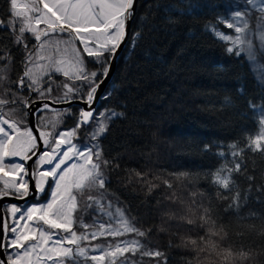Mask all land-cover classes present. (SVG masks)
Returning a JSON list of instances; mask_svg holds the SVG:
<instances>
[{"label":"snow or ice","instance_id":"1","mask_svg":"<svg viewBox=\"0 0 264 264\" xmlns=\"http://www.w3.org/2000/svg\"><path fill=\"white\" fill-rule=\"evenodd\" d=\"M133 4L134 0H28L24 4H18V0H9V19L6 23L0 20V28H6L12 34L13 44L24 48L25 57L22 61V73L17 80L12 81L9 76L12 57L8 51L0 54V62H4L0 64V88H3L5 96L11 93L10 99L0 97V200L8 197L25 199L30 195L39 197L45 193L46 186L50 199L26 210L18 205L10 206L12 223L9 225L4 220L0 227L5 233L11 232L12 237H5L8 242H0V247L15 248L17 251L15 256L0 259V264H48L49 261L51 264H66L68 260L72 264H81V260L89 259L94 264H104L106 258L107 264H117L120 257L124 259L119 260V264H137L125 256L128 252L133 255L140 252L142 257H161L163 264H167L163 252L150 250L136 239L122 240L107 247L96 245L91 249L80 244L89 238L111 236L115 239L131 233L146 237L151 231L137 228L133 220L125 215L124 209H113L111 201L105 203L107 181L104 169L110 161L104 158L99 140L107 132L112 119L123 113L105 109L97 114L92 107L100 85L108 78L111 59L128 35L127 21L132 17ZM244 8V11H236L231 22L227 23V27L234 30V36L218 31L215 35L232 45L226 48L228 53L240 56L247 51L249 57L254 58L253 44L248 38L247 16L256 11L261 14L260 19L264 20V0H245ZM41 25L44 27H40ZM25 33L30 34L37 42L31 49L28 48ZM138 38L139 33L133 35V44ZM260 40L264 41V31L260 34ZM77 42L82 47H78ZM86 57H91L98 67L88 70ZM55 75H63L66 80L62 84H56L57 90L63 91L53 97ZM77 81L80 83L77 84ZM45 83L48 84L46 88L43 87ZM5 84H15L20 91L4 87ZM24 89L29 94L35 92L36 99L24 96ZM109 96L110 93L101 98L107 99ZM45 101H51V104L79 101L87 107L78 110L75 117L77 123L72 129L57 132L63 117L73 113L70 108L53 109ZM225 102L230 104L232 100L226 98ZM9 104L16 107L5 111ZM24 109L30 110L31 115L36 116L39 121V141H42L45 149L42 152H38V138L26 123L29 111ZM49 111L55 113L52 120L42 115ZM89 124L94 126L86 133L85 142L74 143V138H78V130ZM259 124L257 134L249 135L244 147H239L237 143L228 146L233 158L230 164L225 163L211 173V182L217 186L216 199L227 201L225 211L234 213L240 222L256 215L252 212L248 216L241 215V209L248 203L252 185L249 184L246 190H242L235 176L243 177L249 182L256 179L247 172L244 153L247 149L264 155V118H261ZM49 126L52 131L42 130ZM218 155L223 157L225 153L221 151ZM33 156H37V159L34 161L36 167L31 173L24 163L11 162V158L15 157L27 162ZM6 158H9L8 163L5 162ZM44 165L50 167L41 171ZM26 176L35 181L34 189H30ZM260 180L264 181V173ZM147 183L149 191L158 187L150 181ZM163 183L172 187L167 180ZM258 187L264 190V183ZM191 195L195 197L204 194ZM82 207L95 208L100 214L107 216L110 223L105 224L95 218L92 224L84 223L82 217L76 216ZM185 211L186 215L180 218L188 224H195L198 220L199 226L204 229V235L198 238L181 237L178 246L191 247L196 252L197 259L203 253L205 260L215 257L219 264H264V245L253 247L224 243L228 239V230L219 222L213 207L197 203L193 199ZM189 213L196 219L189 218ZM21 221L24 223L21 224ZM113 221L116 226H113ZM248 227L255 230L254 225ZM76 228L85 231L78 233ZM159 230L166 231L162 227ZM238 235L244 234L241 232ZM258 235L264 237V220ZM66 244L69 246L66 247ZM96 252L99 255L90 254Z\"/></svg>","mask_w":264,"mask_h":264},{"label":"trees","instance_id":"2","mask_svg":"<svg viewBox=\"0 0 264 264\" xmlns=\"http://www.w3.org/2000/svg\"><path fill=\"white\" fill-rule=\"evenodd\" d=\"M225 13L224 0H138L126 45L104 92L110 96L99 101V109L123 113L112 119L99 140L104 158L110 161L104 169L106 193L123 205L137 228L151 229L146 237L135 235V239L150 250L163 252L167 264H219L215 257L205 260L201 253L197 259L191 247L178 246L181 237L204 235L198 220L185 225L180 218L186 215L184 211L174 216L181 204V199L177 204L176 193L180 188L183 191L187 180L204 194L193 199L213 207L219 222L227 227L225 244L264 245V237L258 235L264 220V190L258 187L264 183L260 180L264 155L246 149L247 172L256 179L249 182L235 176L242 190L252 185L241 215L252 212L255 217L240 222L234 213L225 211L227 201L216 199L217 186L211 182V173L225 164L218 153L227 155L232 143L244 147L246 138L258 130L254 108L264 110V90L248 61L228 53L227 45L213 33L225 29ZM8 19L9 0H0V20L6 23ZM136 33L139 38L133 44ZM12 41V34L0 28V54L10 53V79L15 81L23 71L25 50ZM27 44L33 48L32 41ZM88 59L87 67L93 69ZM11 86L17 89L15 84ZM23 95H27L24 90ZM226 98L232 103L227 104ZM77 110L71 108L73 115L65 119V127L75 126ZM162 127L165 134L158 136ZM187 159L193 161L191 168L180 166ZM149 181L158 187L149 191ZM48 195L46 189L39 200H46ZM177 225L181 229L173 230ZM248 225H254L255 230ZM161 227L166 231H160ZM241 232L243 236L238 235ZM141 259L145 262L138 253L132 257L137 264H142ZM149 261L162 264L163 258Z\"/></svg>","mask_w":264,"mask_h":264},{"label":"rangeland","instance_id":"3","mask_svg":"<svg viewBox=\"0 0 264 264\" xmlns=\"http://www.w3.org/2000/svg\"><path fill=\"white\" fill-rule=\"evenodd\" d=\"M27 2H28V0H18V4H24V3H27ZM224 3L226 5V13H225V15L222 18V24H223V26H224L225 29L224 30L218 29L216 31L225 33L227 35L234 36L235 35L234 30L233 29H229L227 27V23L231 22L232 16L234 15V13L236 11H238V10L239 11H244L245 10V8H244L245 0H224ZM260 17H261V14L258 13V12H256V11H252L247 16V19L249 21L248 38L252 41V44H253V56H254V58H250L247 51L242 52L241 55L238 56V57H241L242 56V57H244L248 61L249 65L251 67L252 73H253V75H254V77H255L258 85L260 86V88L262 90H264V41H261L260 40V34H261L262 31H264V20L260 19ZM40 27H44V26L41 25ZM216 31H213L214 35H215V32ZM216 38L219 41L225 43L227 45V47H231L232 46L229 42L223 41V40L219 39L217 36H216ZM25 39L28 42L29 41H32L33 42V45H35L37 43L33 38H31L30 34H28V33H25ZM125 45H126V43H125ZM77 46L78 47H82V46H79L78 42H77ZM86 58H89L88 60L91 63H93L92 66H94L93 69H91L90 67H87L88 70H94V69H96L98 67V65L93 62V59L91 57H86ZM105 58L106 59L108 58L107 54H105ZM41 63H44V61H41ZM9 76H10V72H9ZM45 79H47V78H45ZM54 79H56L57 81H55L56 83L52 85V87H53L52 96L53 97L61 94V92L63 91V89L57 90L56 84H62L66 80V78L63 77V75H55L54 76ZM68 82L70 84L72 83L71 81H68ZM76 83L79 84L80 82L77 81ZM4 87H11L12 88L13 86L8 85V84H5ZM43 87H45V88L48 87V84L45 83L43 85ZM12 90L13 91H16V90L17 91H20L18 89H15V90L12 89ZM24 91L27 92V95H24V96H30V99H32V100H35L36 99V95L37 94L35 92H32L31 94H29V92L27 91V89H24ZM104 92H105V90H104ZM104 92L101 93V95L99 97V100L97 101V104H98V107H96V113L97 114L105 110V109H99V101L102 99L101 97L104 96ZM0 97H4V98H9L10 99L11 98V93H9L7 96H5V93H4L3 88H0ZM13 107H16V105L9 104V105H7L5 107V111H7L9 108H13ZM77 108H78V110L81 109V107H79V106H77ZM78 110H77V113H78ZM24 111H27V110L24 109ZM254 111H255V118H256V120L258 122V130H259V127H260L259 121L261 120V118H264V110L261 107H255L254 108ZM197 112L198 113L201 112V109L198 108ZM42 115L45 116L48 120H52L55 117V113L54 112H45ZM68 117H69V115H66V116L63 117V122L61 124H59L58 128L56 129L57 132H59V131H65V130H70V129H72L74 127L73 126V127H68L67 128V127H65L63 125L64 122H65V119L68 118ZM36 119H37V117H36ZM26 123H27V126H28V116L26 117ZM36 123H37V126H38L39 121L37 120ZM76 123H77V121H76ZM93 126L94 125H91V124L82 126L78 130V138H74L73 142L74 143H77V144H80L82 142H85L86 133L90 132L92 130ZM83 128H84V134L81 133V130ZM164 128L162 127V128L159 129L158 136H161V135H164L165 134V133H163ZM42 130L52 131V128H51V126H49L48 128H45V129H42ZM258 130H257V132H258ZM257 132L254 135H256ZM230 151H231L230 149H227V155L223 156L225 163H229V164H230V161L233 159L232 156H231V154H230ZM30 155H31V153H30ZM5 162L8 163L9 162V158H6ZM11 162L24 163V161H21L19 157L11 158ZM192 163H193V161L191 159H187V163L180 164V166L185 165L186 167L191 168ZM35 167H36V165L34 163L33 169ZM48 167H50V166L44 165V166L41 167L40 170L43 171V170L47 169ZM182 168L185 169V167H182ZM10 176H11V174H10ZM105 177H106V175H105ZM25 179H27V177H25ZM177 185H175V188H176ZM179 186H182V184H180ZM177 188L175 189V191H177ZM46 189H47V186H46ZM173 190H172V192H175ZM192 190L194 192H192ZM192 193L199 194L200 192H199L198 188L196 187V185H194L193 183H190L187 180V182L183 185V191H182V188H180V191L178 193H176V195H178L177 204L179 203L180 199H181V201H183V203L180 204L179 208L178 207L176 208L177 210H176V212H174V216L178 215V211L181 212L180 210L184 211V213L186 214V211H185L186 210V207L192 202L193 198L197 199L198 196H199V195H197V196L193 197L191 195ZM48 194H49V191H48ZM42 195H40L39 197L36 196V198L30 204H28L25 208H21V207L20 208L22 210H26L28 207H31V206L36 205V204L45 203V202L48 201V199H50V196L48 195V197L46 198V200H44V201L39 200V198ZM93 195H97V193H93ZM108 201H111V203L113 205V209L115 207H120V208L124 209L122 207L123 205L121 203H119L115 198H113L109 194L105 193V203H107ZM10 206L11 205H8V206L4 207V213L6 215L5 217H7V222L9 223V225H11V223H12V217H11V213H10ZM80 210H82V212ZM80 210L77 211L76 216L77 217H82L84 223L92 224L94 218L96 220L102 222V223H105V224L110 223L108 217L100 214L95 208H85L84 209L82 207ZM85 210H86V212H85ZM83 211H84V213H83ZM17 215L19 216L20 213H18ZM125 215L128 217V215L126 214V212H125ZM23 223L24 222L21 221V224H23ZM112 223H113V226H116L115 223H114V221ZM185 225H187V226L189 225L190 226L191 224H188V223L185 222ZM172 227H173V230H180L181 229V227H179V225H177L176 227L175 226H172ZM76 231L79 233V232H84L85 230L82 229V228H76ZM4 234L9 239L12 237V233L11 232H7V233L4 232ZM135 238H136L135 237V233H131V234H126V235L121 236V237H116L115 239L113 237H111V236L99 237L97 239H91V238H89V240L81 241L80 244L83 247H87V248L91 249V248L95 247L96 245H102L104 247H107L109 244H116V243H119L122 240H133ZM7 242H8V240L6 239V243ZM65 246L68 247L69 245L66 244ZM16 251H17V249H15V248H7V249H5V255H6V257L9 256V255L15 256ZM137 253L140 254V252H137ZM137 253L135 255H133L131 252H128V253H125V256L128 257V258H130V260H132V257H135L137 255ZM90 254H92V255H99V252L90 253ZM154 258L155 257H152V258L151 257H147V259H146V257H145V262H143V260L141 259L142 260L141 263L142 264H151L149 260L154 259ZM123 259H124V257H120L118 259V261H117V264H119V260H123ZM48 264H51V262L49 261ZM66 264H72V261L71 260H68V261H66ZM81 264H94V262L91 261L90 259L87 260V261L81 260ZM104 264H107V258H106Z\"/></svg>","mask_w":264,"mask_h":264},{"label":"water","instance_id":"4","mask_svg":"<svg viewBox=\"0 0 264 264\" xmlns=\"http://www.w3.org/2000/svg\"><path fill=\"white\" fill-rule=\"evenodd\" d=\"M137 1L138 0H134V4H133V8H132V17L130 20L127 21V33L128 35L126 36V38L124 39V41L120 44V47L117 49L115 56L111 59V70L108 74V78L104 80V82L100 85L99 90L97 92V98L93 104V108L96 110V107H98L97 101L99 100V97L101 95V93L104 92L106 86L109 84L112 74L114 72L115 66H116V62L122 52V49L124 48V45L128 39L129 36V32H130V27H131V22L133 20V17L135 15V11H136V6H137ZM51 104V101H45ZM39 106V104H37V107ZM81 107V108H86L87 106L84 103H81L79 101H74L72 103H59V104H51V107L53 109H68L71 107ZM27 111H29V115H28V127L33 129V134L37 136L38 138V152H42L45 149L42 146V141H39V133L37 131V119L36 116L31 115L30 110L26 109ZM51 112V111H49ZM37 159V156H33V158L31 160H28L27 162H24L26 169L29 171V173L32 172L33 170V165H34V161ZM27 179L29 180V187L30 189H34V183L35 181L33 179H31L30 176H26ZM36 198L35 195H30L25 199H15V198H4L2 200H0V225L3 224L4 220H6L5 217V213H4V207L8 206V205H18L19 207H26L28 204H30L34 199ZM5 234L4 231L2 229V227H0V242L2 243H6V239H5ZM6 258L5 255V248L0 247V259H4Z\"/></svg>","mask_w":264,"mask_h":264}]
</instances>
